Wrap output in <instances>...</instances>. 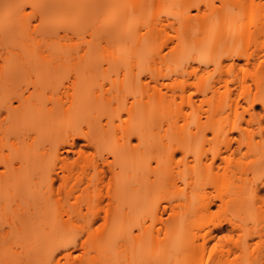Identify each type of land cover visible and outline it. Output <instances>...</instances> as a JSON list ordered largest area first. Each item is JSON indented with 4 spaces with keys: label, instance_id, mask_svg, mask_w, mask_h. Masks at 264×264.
I'll use <instances>...</instances> for the list:
<instances>
[{
    "label": "bare ground",
    "instance_id": "1",
    "mask_svg": "<svg viewBox=\"0 0 264 264\" xmlns=\"http://www.w3.org/2000/svg\"><path fill=\"white\" fill-rule=\"evenodd\" d=\"M258 1L221 0L223 4L253 5L257 16L245 24L222 20L212 26L209 16L197 17L194 22L187 18L186 26L193 29L192 49L185 47L182 55L191 59L181 73L187 86L178 96L183 101L189 98V105L195 106L192 96L196 95L199 108L225 96L228 106L221 102L216 113L231 111L236 115L216 120V113L211 112L205 122L198 115L194 129L184 126L172 134L160 132L162 114L170 108L160 113L163 88L168 84L162 81L153 55L131 56L124 67L128 78L110 87L94 85L88 74L100 65L86 55L51 60L17 55L6 59V63H13L0 66V230L43 244L28 255L29 260L45 261L55 249L58 260L65 264H107V251L112 252L117 240L138 227L133 242L136 253L128 264L160 262L162 255L148 261L141 258L142 246L148 242L166 254L186 246L192 254L190 264H264V2ZM37 4L32 6L39 8ZM48 30L45 27L43 31ZM220 46L225 49L227 64L220 66L219 78L207 83L204 74L223 61L206 56ZM65 61L73 63L79 76L62 83L61 89L49 91L50 84L45 82L33 83L32 90L18 85L21 74L32 70L34 63L37 67L58 63L61 67ZM249 66H253V73ZM248 76L252 78L250 85ZM195 79L197 82L189 83ZM187 87L196 92L187 96ZM236 92L246 106L232 100ZM129 98L133 100L130 106ZM99 100L106 101V108L117 104L123 111L138 115L143 127L127 125L117 139L118 127L114 138L100 119L87 117ZM257 105L263 113L255 111ZM239 106L248 117L238 118ZM55 118H62L58 128L53 127L49 139H40V130L51 127ZM133 138L138 143L134 144ZM205 143L219 145L210 157L200 154ZM65 153H74L76 158ZM176 153L183 155L186 171H175L169 165ZM163 154L169 161H160ZM47 156L50 159L46 162ZM143 163L144 175L139 174L135 183L110 184L119 174L115 165L122 171ZM22 168L33 170L20 175ZM201 171L205 172L204 180L199 182ZM178 181L184 185V202L171 205L173 213L163 233L160 225L165 211L157 199L165 184L177 186ZM206 182L216 188L217 196L204 195ZM192 197L197 200L190 217L176 213L178 207L191 206ZM215 206L219 207L217 212ZM146 217L151 218L150 227H145ZM95 227L100 233L93 242L82 241L85 256L75 258L72 249L76 241L70 231Z\"/></svg>",
    "mask_w": 264,
    "mask_h": 264
},
{
    "label": "rangeland",
    "instance_id": "2",
    "mask_svg": "<svg viewBox=\"0 0 264 264\" xmlns=\"http://www.w3.org/2000/svg\"><path fill=\"white\" fill-rule=\"evenodd\" d=\"M198 1L197 3L201 4L193 9L190 7L192 3L185 0H0V66L12 64L13 61L6 63V59L17 55L29 57L30 59L31 57L42 56L50 60L52 57L86 55L95 64L100 65H98L96 71L88 74V77L96 87L100 85L110 87L113 84L118 85L121 80L128 78L124 67L130 61L131 56L153 55L157 58L163 76L162 81L168 84V87L163 88L165 97L161 105L163 110L160 113L162 114L169 106L170 111H165L166 115L162 114L164 122L160 132L172 134L184 126H187V130L194 129V123L198 115L205 122L206 116L211 112L216 113V109L221 102H223L222 106L226 107L229 102L226 101L225 96H222L215 101L212 100L209 105L199 108V97L196 95L192 96L196 102L195 106L189 105V98L188 101H183L178 96L187 83L181 73L188 66L191 59L189 55H182L185 53L183 52L185 47L190 48L192 46L193 29L186 26L187 18L190 17L191 22H194L197 17L209 16L210 24L213 26V24H217L222 20L240 21L245 24L253 21L257 16L256 10L252 7L253 5L223 4L221 0ZM37 2V5L42 6L34 8L32 5ZM203 2H206V4H203ZM213 11H218V13L212 14ZM45 27L49 29L47 32L43 31ZM224 50L222 46L216 47L214 51L206 56L207 59L223 61L221 65L211 66L208 72L204 74L203 77L207 83L219 78L221 74L220 66H226V53ZM46 64H40L37 67L34 63L32 70L29 69L28 72L22 73L20 78L18 77V85L32 90L33 83L45 82L46 85L47 83L50 84L48 88L51 91L50 89L53 88H62L60 85L67 83L69 78L73 80L79 76L73 63L65 61L61 65L62 68L58 63L51 65L52 63L49 62V66H46ZM34 66L37 68H34ZM56 67L57 70L53 69V72L52 68ZM248 69L252 73L254 72L253 66H249ZM20 70L22 71V69ZM193 82H197L196 79L189 81V83ZM247 83L252 84V78L249 76L247 77ZM186 89L187 96L196 92L194 87H187ZM50 94L49 92L48 95ZM232 100H239L243 107L246 106L242 96L238 97V92L232 96ZM132 101V98H129V106ZM242 106L238 107V118L248 117ZM255 111L263 113L259 105L255 107ZM228 115L230 119L236 116L228 111L225 114L216 113L215 119L220 120ZM87 117L100 119L112 136L119 127L117 139L118 137L121 139V131H123L121 129L127 125L137 129L143 127L138 115L123 111L122 106L117 104L106 108V101L103 100H99L94 104L92 110L87 113ZM61 120L62 118H55V123L51 127L40 130V139H49L53 133V127L58 128ZM226 128L228 129L227 124ZM234 135L236 136V133ZM208 137H212L211 133H208ZM132 142L134 144L138 143L136 138H133ZM115 144L116 141L114 140L112 146ZM218 146L214 143H205L200 154L210 157L211 151L217 149ZM101 150H103L102 152H108L105 149ZM107 150L110 149L107 148ZM65 155H68L71 159L76 158L74 153H65ZM109 158L110 161L115 163L113 157ZM49 159V156L45 157L46 162ZM172 159L169 165L175 171L187 170L181 153H176ZM167 160L169 161L167 154L160 157V161L163 163ZM151 164L156 166L154 160H151ZM189 164L192 166L193 162ZM143 167L144 163L143 166H132L121 171L115 165L119 174L112 178L110 184L117 186L121 183H135L139 174L144 175L145 170L142 169ZM32 170V168H22L18 173L28 175ZM221 172L223 171L221 170ZM204 173V171L199 173V182L204 180ZM204 188L202 190L204 195L209 197L218 195L216 188L208 182H206ZM186 190L190 192L191 189ZM183 194L184 185L182 182L178 181L177 186L172 185V183L164 185L163 192L160 198L157 199L161 203V210L165 211L162 216L163 223L160 225L163 233H166V225L173 213L171 205L183 203ZM169 199H171L170 202ZM196 200L195 197H192L191 206L178 207L176 213L183 215L184 218H189L191 207L196 203ZM217 204H220V202L217 201ZM213 210L217 212L219 207L215 206ZM150 225H152L151 218L146 217L145 227H150ZM100 231L98 227L91 230L76 229L70 231L72 238L76 241V247L72 249L75 258L80 259L85 256L82 241L89 240L93 242V238H96ZM138 234V227H134L132 232L125 233L117 240L115 246L111 248L112 252L107 251L109 253L107 264H128V262H132L131 260H133L136 253V246H133V242H135V236ZM41 244L34 243L32 237L24 236L21 238L16 233L0 230V264H42L43 259L37 261L28 259V255L32 254L34 249L42 247ZM139 254L146 261L151 260L154 256L162 255L160 262L155 264H190L192 261L191 251L184 245L180 249L169 251L166 254L162 249L148 242L142 246Z\"/></svg>",
    "mask_w": 264,
    "mask_h": 264
},
{
    "label": "snow or ice",
    "instance_id": "3",
    "mask_svg": "<svg viewBox=\"0 0 264 264\" xmlns=\"http://www.w3.org/2000/svg\"><path fill=\"white\" fill-rule=\"evenodd\" d=\"M191 8L195 9L197 8L196 4H192L190 5ZM26 95V93H25ZM24 96H21V102L23 101ZM158 166V165H157ZM58 253L56 252V250L54 249L52 254H51V258L46 259L45 261L42 262V264H65V262L62 259L58 260ZM77 264H80V262H77Z\"/></svg>",
    "mask_w": 264,
    "mask_h": 264
}]
</instances>
